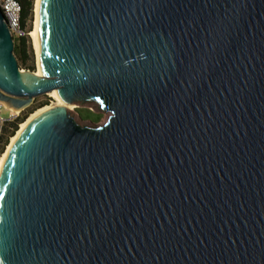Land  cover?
Here are the masks:
<instances>
[{
	"label": "water",
	"instance_id": "obj_1",
	"mask_svg": "<svg viewBox=\"0 0 264 264\" xmlns=\"http://www.w3.org/2000/svg\"><path fill=\"white\" fill-rule=\"evenodd\" d=\"M37 25L39 75L0 10V102L63 103L4 151L5 264H264V0H39Z\"/></svg>",
	"mask_w": 264,
	"mask_h": 264
},
{
	"label": "rangeland",
	"instance_id": "obj_2",
	"mask_svg": "<svg viewBox=\"0 0 264 264\" xmlns=\"http://www.w3.org/2000/svg\"><path fill=\"white\" fill-rule=\"evenodd\" d=\"M34 3H35V0H34ZM33 23H34V5H33L32 22L27 24L28 26L30 25L31 30L33 29ZM26 41H27L26 49L23 52H21L20 50L15 52V50H14L13 54L17 60V64H18V67L20 70H22L24 72L25 71L32 72V69H34L33 73H36L38 70L37 66H36V55H35V51L33 49L30 37H28ZM46 100H49L47 107L51 108L53 106H56V101L50 94L35 98L33 101V104L45 102ZM71 107H73V109L71 110V113L74 115L76 120L79 122L83 121L85 123L89 122V123L101 125L105 122V120L107 119L108 114H109V113H104V112L103 113L102 112H96L92 107H81L78 105H73ZM20 114L21 113H19V115ZM0 115L4 119H9L11 113L8 110L3 108L0 111ZM83 122H81V123H83Z\"/></svg>",
	"mask_w": 264,
	"mask_h": 264
},
{
	"label": "built area",
	"instance_id": "obj_3",
	"mask_svg": "<svg viewBox=\"0 0 264 264\" xmlns=\"http://www.w3.org/2000/svg\"><path fill=\"white\" fill-rule=\"evenodd\" d=\"M0 10L4 15V18L7 22L8 28L11 32L13 39H27L30 35V32H28L27 28H24L22 26L21 5L19 4V2L17 0H0ZM3 108L8 110L11 115L9 119H4L0 115V161L12 137V123L19 116L18 112H13L12 110L7 109L0 102V111Z\"/></svg>",
	"mask_w": 264,
	"mask_h": 264
},
{
	"label": "trees",
	"instance_id": "obj_4",
	"mask_svg": "<svg viewBox=\"0 0 264 264\" xmlns=\"http://www.w3.org/2000/svg\"><path fill=\"white\" fill-rule=\"evenodd\" d=\"M17 1L21 5V23H22V26L24 28H27L28 32H30L31 31L30 25L28 26L27 24L31 23L32 19H33L34 0H17ZM26 40L27 39H14V50H15V52H17L18 50L23 52L26 49V43H27ZM32 72H34V69H32ZM48 101L49 100H46L45 102H41L38 104H32L25 111L21 112V114L12 123V127H13L12 136L19 129V125L22 124L29 117V115H31L37 109L42 108L44 106H47Z\"/></svg>",
	"mask_w": 264,
	"mask_h": 264
},
{
	"label": "bare ground",
	"instance_id": "obj_5",
	"mask_svg": "<svg viewBox=\"0 0 264 264\" xmlns=\"http://www.w3.org/2000/svg\"><path fill=\"white\" fill-rule=\"evenodd\" d=\"M38 4H39V0H35V3H34V23H33V29L30 31V39H31V42H32V46H33V49L35 51V55H36V63H38V57H39V44H38V25H37V12H38ZM37 75L40 74L39 70H37L36 72ZM50 95L55 99L56 101V106H61L63 105V103L61 102V100L58 98L57 94L55 91L51 92ZM50 107H42L36 111H34L31 115H29V117L22 123L20 124V127L28 120L30 119L32 116H34L35 114L41 112V111H44V110H47L49 109ZM69 110H72L73 107L69 106L68 107ZM19 127V128H20ZM17 132V131H16ZM14 136V135H13ZM12 136V137H13ZM11 137V139H12ZM2 160V159H1ZM1 163V161H0Z\"/></svg>",
	"mask_w": 264,
	"mask_h": 264
},
{
	"label": "snow or ice",
	"instance_id": "obj_6",
	"mask_svg": "<svg viewBox=\"0 0 264 264\" xmlns=\"http://www.w3.org/2000/svg\"><path fill=\"white\" fill-rule=\"evenodd\" d=\"M45 3H46V0H45ZM44 16H47L46 12L44 13ZM6 171H7L6 164H0V173H4ZM4 187L6 188L7 185H4ZM2 197H3V190L0 189V198H2ZM5 262H6V257L3 253V251L0 250V264H5Z\"/></svg>",
	"mask_w": 264,
	"mask_h": 264
}]
</instances>
